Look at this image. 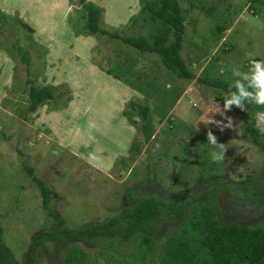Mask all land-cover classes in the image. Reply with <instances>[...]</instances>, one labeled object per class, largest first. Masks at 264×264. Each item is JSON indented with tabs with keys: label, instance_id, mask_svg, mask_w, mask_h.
Returning <instances> with one entry per match:
<instances>
[{
	"label": "rangeland",
	"instance_id": "rangeland-1",
	"mask_svg": "<svg viewBox=\"0 0 264 264\" xmlns=\"http://www.w3.org/2000/svg\"><path fill=\"white\" fill-rule=\"evenodd\" d=\"M86 1L102 10L101 27L121 36L152 46L167 30L140 0ZM179 6L190 79L152 51L87 31L78 0H0V237L19 264H163L170 244L185 238L194 264H210L191 227L205 205L218 206L223 223L264 226V148L244 131L245 119L264 128L259 106L233 105L221 116L228 92L209 84L240 79L232 70H247L248 53L264 60V0ZM31 85H53L58 96L29 113ZM131 102L150 109L149 140ZM211 117H232L234 127L206 125ZM209 129L227 146L223 161L211 158ZM26 167L50 187L54 216ZM193 194L198 201L180 219L160 210L143 230L88 235L120 218L126 197L171 207Z\"/></svg>",
	"mask_w": 264,
	"mask_h": 264
},
{
	"label": "trees",
	"instance_id": "trees-1",
	"mask_svg": "<svg viewBox=\"0 0 264 264\" xmlns=\"http://www.w3.org/2000/svg\"><path fill=\"white\" fill-rule=\"evenodd\" d=\"M143 4V11L159 21L167 30L155 39L152 46L143 41L141 36H121L116 31L104 29L100 25L102 10L94 3L86 0H78L85 18V28L90 33H99L111 38L120 39L126 44L133 46L140 51H152L159 56L161 63L167 70L180 78H193V74L185 67L180 55L183 42V14L179 6V0H140ZM110 74V72H107ZM212 86L222 88L229 92L230 82L214 80L209 83ZM234 90V89H233ZM58 92L53 85L34 86L29 88V105L27 112L31 113L39 105L56 99ZM247 101L245 102V105ZM259 106V112H264V106ZM131 110L137 112L141 124L139 129L144 140H149L153 133V124L150 117V109L145 104L131 102ZM129 122H134L130 112L125 110ZM244 131L248 134L253 144L264 148V132L254 126L248 119L244 120ZM32 181L38 187L41 194V205L46 212L54 216L50 208L51 198L50 187L34 174L31 167L25 168ZM224 181H220L222 183ZM216 187H210L204 193V198ZM130 190V188H129ZM260 192L252 191L253 195ZM193 194L184 202H176L174 206L163 205L160 200L149 195L135 198L126 197L129 206L124 210L122 216L113 223L107 224V230H95L88 235H118L122 232L140 229L143 230L158 216L160 210L165 211L175 219L182 218L181 213L187 207L198 201ZM60 226L61 220L57 218ZM192 230L198 234V241L211 257L210 264H264V226L261 224L241 225L236 222L223 223L219 214L218 206L205 205L199 211L198 217L191 221ZM195 251L188 239H182L176 244H170L163 264H194ZM0 264H19L13 255L4 249V243L0 237Z\"/></svg>",
	"mask_w": 264,
	"mask_h": 264
},
{
	"label": "clouds",
	"instance_id": "clouds-1",
	"mask_svg": "<svg viewBox=\"0 0 264 264\" xmlns=\"http://www.w3.org/2000/svg\"><path fill=\"white\" fill-rule=\"evenodd\" d=\"M255 57L253 53L247 54V60L250 61V63L246 71H241L237 68L232 70V75L238 76L240 79L231 82L229 92L224 96L223 109L219 107L217 111L221 116H225V111L230 110L233 105L244 110L246 101L264 106V60H257ZM256 115L264 122V112H258ZM226 120L228 121L227 124L211 117L207 120L206 125L215 124L221 130L234 127L232 117H226ZM260 130L264 132V128ZM207 141L214 149L211 152L212 160L216 162L223 161L227 146L223 143H219L217 137L210 129L207 131ZM215 149H219V151Z\"/></svg>",
	"mask_w": 264,
	"mask_h": 264
},
{
	"label": "water",
	"instance_id": "water-1",
	"mask_svg": "<svg viewBox=\"0 0 264 264\" xmlns=\"http://www.w3.org/2000/svg\"><path fill=\"white\" fill-rule=\"evenodd\" d=\"M223 183H224V182H223ZM211 185H214V184H210V185L206 186V187L204 188V191H205L207 188H209ZM95 230H107V228L102 227V226H96V227L91 228L89 231H95Z\"/></svg>",
	"mask_w": 264,
	"mask_h": 264
},
{
	"label": "flooded vegetation",
	"instance_id": "flooded-vegetation-1",
	"mask_svg": "<svg viewBox=\"0 0 264 264\" xmlns=\"http://www.w3.org/2000/svg\"><path fill=\"white\" fill-rule=\"evenodd\" d=\"M223 183V182H222Z\"/></svg>",
	"mask_w": 264,
	"mask_h": 264
}]
</instances>
